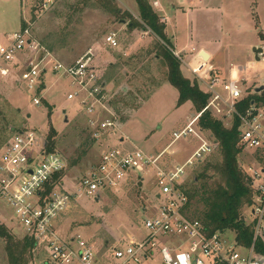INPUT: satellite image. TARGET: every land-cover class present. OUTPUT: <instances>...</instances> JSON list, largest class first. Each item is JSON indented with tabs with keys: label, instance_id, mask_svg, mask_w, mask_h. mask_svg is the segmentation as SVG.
Listing matches in <instances>:
<instances>
[{
	"label": "rangeland",
	"instance_id": "374dc122",
	"mask_svg": "<svg viewBox=\"0 0 264 264\" xmlns=\"http://www.w3.org/2000/svg\"><path fill=\"white\" fill-rule=\"evenodd\" d=\"M116 1L122 9L138 18L134 0ZM163 1L170 19L167 32L173 35L180 52L188 31L185 16L177 7L179 0ZM207 4L210 9L196 8L190 16L192 39L207 44L209 49L213 43L216 48L222 40V46L210 62L220 75L225 76L230 65H236L243 70L241 78L244 77L247 84L261 82L264 70L253 66V69H245L244 66L261 62L255 60L252 47L263 39L264 0H210ZM22 17L30 22L34 37L61 63L70 64L92 49L95 53L92 59L105 81L109 98V111L102 109L99 119L109 117L112 111L117 125L123 124L133 147L155 156L170 143L172 131L185 126L190 114L195 113L189 104H177V90L164 80L165 67L156 57L157 38L150 30L130 29L129 19H117L95 0H53L47 9H43L42 0H0V31L18 30ZM160 17L165 22L163 16ZM109 31L116 33V48L104 43L103 38ZM6 34L0 33L1 43H4ZM185 51L181 72L185 77L193 78L186 66L193 51L189 47ZM103 52L110 59L103 61L100 57H106ZM108 60L112 61L111 64ZM42 79L45 86L39 95L40 104L35 105L30 93L17 86L16 77L0 78V148L11 127L34 129L41 143L46 140L50 129H54L52 150L59 152L67 163L61 174L62 189L73 192L76 189L74 183L97 163L109 139H102L108 138L106 134H102V138L94 137L98 127H89L77 100L66 97L70 90L66 77L47 68ZM116 144L115 139L110 143L111 146ZM197 145V139L190 134L169 145L171 153L165 151L163 158L171 163H182ZM249 153L251 151L241 152L239 160L242 165L249 162ZM206 159L220 160L219 151L213 150ZM196 168L197 165L186 181V189ZM154 174V170L142 173V183L131 180L123 187L101 192L96 198L73 197L56 219L61 233L81 234L93 244L98 256L107 252L108 246L124 248L140 240L147 233L144 219L156 205L154 196L158 187L154 185ZM8 209H3L6 212L1 215V220L11 233L20 237L21 231ZM226 233L229 238L233 235L231 231ZM0 264H8L2 239ZM143 264H163L159 251Z\"/></svg>",
	"mask_w": 264,
	"mask_h": 264
},
{
	"label": "built area",
	"instance_id": "2783aa9c",
	"mask_svg": "<svg viewBox=\"0 0 264 264\" xmlns=\"http://www.w3.org/2000/svg\"><path fill=\"white\" fill-rule=\"evenodd\" d=\"M52 2L42 0L43 9ZM30 25L24 22L18 30L6 34L4 43L0 42V78L16 77L17 86L27 90L33 104L39 105L45 86L43 72L48 68L66 77L70 86L66 97L77 100L89 127H98L94 137L106 134L108 138L102 139L110 142L117 135L118 125L112 111L109 117L99 119L102 109L109 111V98L92 59L95 53L90 49L70 64L61 63L34 37ZM103 39L112 48L118 46L114 31L107 32ZM257 47H261L258 56L264 65V41ZM173 53L182 62V55L175 50ZM197 54L198 61L187 62L186 66L207 100L183 128L172 131L169 145L190 134L199 141L182 163L172 165L163 158L165 151L153 156L137 147H125L116 138L114 146L105 142L97 163L80 175L74 183L76 189L68 192L62 189V176L55 179L66 170L63 156L48 150L47 141L41 143L34 129L11 132L0 148V208H9L23 235L34 240L33 264H143L155 251H159L163 264H264V255L254 251L255 240L264 243V78L247 84L241 78L243 70L236 65H230L225 76L220 75ZM260 86L263 88L257 91ZM205 112L227 125L237 119L238 146L243 152L251 151L249 162L242 165L253 189L248 208L253 226L250 247L238 244L234 235L229 238L228 230L208 233L200 220L185 214L186 181L197 163L216 147L212 138L203 137L201 129L194 128ZM150 170L155 172L158 192L154 210L144 219L147 233L140 240L124 248L108 246L107 252L98 256L93 244L81 234L61 233L56 219L73 197L96 198L131 180L142 182V173ZM3 209L0 223H4Z\"/></svg>",
	"mask_w": 264,
	"mask_h": 264
},
{
	"label": "trees",
	"instance_id": "16d2710c",
	"mask_svg": "<svg viewBox=\"0 0 264 264\" xmlns=\"http://www.w3.org/2000/svg\"><path fill=\"white\" fill-rule=\"evenodd\" d=\"M95 1L117 19H129L130 29L150 30L157 38L156 57L162 60L165 67L164 80L178 91L177 104L190 101L196 112L201 110L207 95L193 78L182 74L181 61L174 55L172 42L165 31L166 24L153 9L150 0H134L138 18L122 9L116 0ZM247 102L248 98L244 103ZM198 127L216 142L214 150L219 151L220 160L206 159L207 155L197 163L186 189L188 203L185 214L191 219L200 220L208 233L228 230L233 233L238 244L250 247L253 241V226L249 223L248 208L252 201L253 189L242 171V163L239 160L242 149L238 146V120L234 119L227 125L205 112L198 120ZM10 134L9 129L5 141ZM55 135L56 131L51 128L46 138L48 150H52ZM60 176L56 175L55 179ZM0 239L3 241L8 264H33L32 238L27 235L15 236L6 225L0 223ZM254 251L264 255V243L255 240Z\"/></svg>",
	"mask_w": 264,
	"mask_h": 264
},
{
	"label": "crops",
	"instance_id": "0c3cea01",
	"mask_svg": "<svg viewBox=\"0 0 264 264\" xmlns=\"http://www.w3.org/2000/svg\"><path fill=\"white\" fill-rule=\"evenodd\" d=\"M166 1V0H165ZM210 0H179V2H180V4L177 6L178 8H180L181 10H182V13H183V15L185 16V22H186V25H187V28H188V31H186V38H185V45L184 46H182V50H180V52L176 49V41L174 42L173 41V35H169V33L167 32V24L168 23H170V19H169V16L167 15V12H166V6H165V4H164V1L163 0H150V2H151V5H152V7H153V9L158 13V14H160V15H162L163 16V18L165 19V24H166V28H165V31H166V34H167V36L170 38V40H171V42H172V46H173V49L175 50V51H177V52H179V54H181L182 56L185 54V48L186 47H189L190 49H192V51H193V53H192V58L188 61L189 63H191V64H194V63H196L197 61H198V57L197 56H194L195 55V53L196 52H198V54L197 55H201L202 56V54H201V52L203 51V52H205L207 55H208V58H205V59H203L202 61H207L208 63H210L211 62V60H212V57L214 56V54L219 50V47L220 46H222V44L223 43H221L222 42V40L220 41V43H219V45L215 48V47H213L214 46V43H213V45L210 47V49L207 47V44L205 45V44H200V43H197L196 41H194L193 39H192V36H191V32H190V23H191V21H190V16L192 15V12H194V11H196V8L198 9V8H204L205 10H208V9H210V4H207L208 2H209ZM194 4H197V6H193ZM173 6V5H172ZM132 13H134V12H132ZM135 13H137V12H135ZM22 21L23 22H25L26 20H24L23 19V17H22ZM22 21H21V25H20V27L22 26ZM14 31V30H13ZM9 32H12V31H0V33H2V35L3 34H6V33H9ZM263 33V39H261V42L260 43H258V44H255V45H253V47L254 46H258L259 44H261L263 41H264V32H262ZM6 36V35H5ZM98 47H100L99 45H98ZM97 47V48H98ZM116 48V47H115ZM103 54H105L106 55V57L105 58H103L102 56H100L102 59H103V61L104 60H106V59H110L109 57V55L105 52H103ZM202 58H204L203 56H202ZM109 64H111V60H108L107 61ZM210 64H212V63H210ZM252 66L253 67H256V68H259V69H262V70H264V65L262 64V62H256L255 64H246L244 67H245V69L247 68V69H249L250 67L252 68ZM181 68H182V65H181ZM180 68V69H181ZM244 69V68H243ZM253 69V68H252ZM228 72H226L225 74H227ZM242 73V72H241ZM188 78H190L191 79V77H189V76H187ZM246 78H248V77H246ZM105 82V81H104ZM177 90V89H176ZM177 93H178V91H177ZM187 104H189L190 106H192V104H191V102L190 101H187V103L185 102V105H187ZM193 107V106H192ZM196 112V111H195ZM192 114L193 113H191L190 115L192 116ZM85 116V115H84ZM187 124V123H186ZM185 124V125H186ZM184 127V126H183ZM182 127V128H183ZM159 128V127H158ZM15 129V128H14ZM197 129H200V128H198L197 127ZM175 131V130H174ZM12 132V131H11ZM201 134L203 135V131L201 130ZM116 137H117V140L119 139V140H122V143L123 144H126V145H129V146H133V145H131L130 143H129V141H128V139H127V135L125 134V132H124V130H123V124H121V125H119L118 126V130H117V135L115 136V137H113V138H111L110 139V142L109 143H111V141L112 140H116ZM203 137H207V138H209L208 137V135H206L205 134V136L203 135ZM172 140V139H171ZM198 141V140H197ZM171 142V141H170ZM169 144L170 143H168L167 144V146L166 147H164L163 149H161L160 151H159V153L160 152H162V151H168L169 153H171L170 152V150H169V148H168V146H169ZM198 144H199V141H198ZM198 146V145H197ZM196 146V147H197ZM195 147V148H196ZM194 148V149H195ZM193 149V150H194ZM165 152V153H166ZM191 154V153H190ZM189 154V155H190ZM188 155V156H189ZM165 159V158H164ZM168 163H170V164H177V163H171V162H169V160L168 159H165ZM139 183H142V182H139ZM20 229V228H19ZM20 231H21V229H20ZM21 234L23 235V233H22V231H21Z\"/></svg>",
	"mask_w": 264,
	"mask_h": 264
},
{
	"label": "water",
	"instance_id": "95a60500",
	"mask_svg": "<svg viewBox=\"0 0 264 264\" xmlns=\"http://www.w3.org/2000/svg\"><path fill=\"white\" fill-rule=\"evenodd\" d=\"M252 51H253V53H254V58H255V60H256V61H259L260 58H259V56H258V53L261 52V47H256V46H254V47H252ZM201 54H202V56H203L204 58H208V55H207L205 52L202 51ZM262 88H263V86L258 87V88H257V91L261 90ZM10 131H14V128L11 127V128H10Z\"/></svg>",
	"mask_w": 264,
	"mask_h": 264
}]
</instances>
